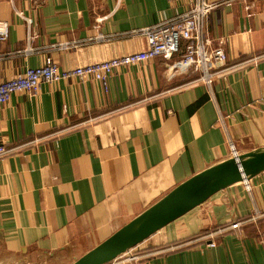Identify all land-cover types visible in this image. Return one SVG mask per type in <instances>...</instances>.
<instances>
[{
	"label": "crops",
	"instance_id": "1",
	"mask_svg": "<svg viewBox=\"0 0 264 264\" xmlns=\"http://www.w3.org/2000/svg\"><path fill=\"white\" fill-rule=\"evenodd\" d=\"M14 1L31 24L0 0L9 25L0 81L47 58L68 70L145 50L131 31L189 9L188 0ZM213 1L205 25L213 45L224 41L230 64L255 60L212 87L174 67L175 55L122 67L107 88L93 78L45 83L39 95L16 93L0 107L8 150L0 158V264H72L192 176L264 147V0ZM98 35L111 39L87 41ZM68 41L84 45L50 49ZM29 47L37 52L19 54ZM136 250L142 264H264V173Z\"/></svg>",
	"mask_w": 264,
	"mask_h": 264
},
{
	"label": "built area",
	"instance_id": "2",
	"mask_svg": "<svg viewBox=\"0 0 264 264\" xmlns=\"http://www.w3.org/2000/svg\"><path fill=\"white\" fill-rule=\"evenodd\" d=\"M9 1L15 8V1ZM188 1L189 9L185 13L168 21L133 30L129 33L132 36H141L146 39L147 48L145 50L68 70H60L51 58H47L45 64L40 67L28 68L24 73L0 81V107L7 105L12 95L16 93H26L32 97L39 95L41 87L45 83L55 84L69 79L84 82L89 78H93L107 88L110 77L120 68L144 64L155 58L170 60L175 55H180L174 67L199 74L198 79L208 87H212L217 76L242 68L255 60H243L230 64L224 49V41L220 40L218 45L214 46L213 40L205 28L207 19L218 8L219 3L213 0ZM15 11L22 19L31 24V21L22 12L16 8ZM8 37L9 25L0 21V42L5 41ZM110 39L108 36L98 35L95 38L87 39V41H106ZM82 45H84V41H68L52 45L50 49L67 51L77 49ZM35 52H37L35 49L29 47L25 51L19 52V54L29 55ZM2 59L3 57L0 55V60ZM7 154L6 147L0 145V158ZM260 214L257 212L255 216H262ZM254 219V217H251V220ZM241 225L242 223L236 222L231 228L238 229ZM214 235L215 233H212L209 237ZM208 246L215 247L216 245L210 242ZM137 248L111 264H142V260L146 256L139 254Z\"/></svg>",
	"mask_w": 264,
	"mask_h": 264
},
{
	"label": "water",
	"instance_id": "3",
	"mask_svg": "<svg viewBox=\"0 0 264 264\" xmlns=\"http://www.w3.org/2000/svg\"><path fill=\"white\" fill-rule=\"evenodd\" d=\"M264 173V147L218 162L176 186L72 264H111L214 195Z\"/></svg>",
	"mask_w": 264,
	"mask_h": 264
}]
</instances>
